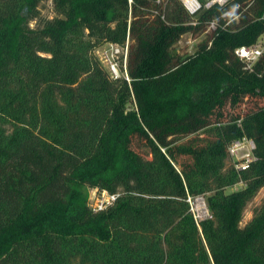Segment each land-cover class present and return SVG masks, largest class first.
<instances>
[{"label": "trees", "instance_id": "obj_1", "mask_svg": "<svg viewBox=\"0 0 264 264\" xmlns=\"http://www.w3.org/2000/svg\"><path fill=\"white\" fill-rule=\"evenodd\" d=\"M45 1L0 0V264H264V199L240 225L264 186V50L252 70L234 53L264 34V0L198 25L179 0H50L52 18ZM127 36L129 81L94 53ZM243 136L255 159L237 171ZM85 186L122 194L93 212Z\"/></svg>", "mask_w": 264, "mask_h": 264}, {"label": "built area", "instance_id": "obj_2", "mask_svg": "<svg viewBox=\"0 0 264 264\" xmlns=\"http://www.w3.org/2000/svg\"><path fill=\"white\" fill-rule=\"evenodd\" d=\"M131 1V0H129ZM160 3V0H155ZM230 0H180L186 12L191 18V25L199 24V16L205 11L212 9L215 6L224 7L229 3ZM236 7L224 10L219 18H211L204 22V33L217 31L219 29H225L228 27L231 21L237 20L239 18V13L236 12ZM233 9H235L233 13ZM163 19V16H161ZM261 34L257 40L251 44H242L234 49V53L244 62L245 68L252 70L254 63L258 60L264 50V41H261ZM109 47L105 49L104 62L107 65V70L111 77L113 78H125L130 80L127 71V54H128V36L126 38L125 44L120 45L115 42H108ZM255 143L252 138L243 136L239 139L231 141L228 145L229 156L238 157L233 162V166L237 171L246 168L249 163L255 159L253 149ZM122 194L121 191H109L105 188L98 189L94 188V195L91 202H88L89 207L93 212L102 210L107 206L113 204L118 197ZM197 201L199 208L202 211L200 214H204V217H210L211 213L207 206L205 195L203 193L197 195H188L187 201L190 205V210L193 213L195 220L202 218H197L194 211L193 201ZM199 214V213H198Z\"/></svg>", "mask_w": 264, "mask_h": 264}, {"label": "rangeland", "instance_id": "obj_3", "mask_svg": "<svg viewBox=\"0 0 264 264\" xmlns=\"http://www.w3.org/2000/svg\"><path fill=\"white\" fill-rule=\"evenodd\" d=\"M40 11H41V15L44 17L52 18L54 16L53 7H52L50 0L45 1L41 4ZM163 19H164V15H163ZM30 26L34 27L35 21H31ZM205 36L206 35L204 32H201L198 34L183 33L179 37V40L177 41L176 47L180 53L181 52H192L195 49L197 42L200 41ZM261 41H264V35L261 36ZM108 42L109 41H102L94 47V53H95L96 57L99 59L100 63L102 64V66L105 68V70L107 72H108L107 65L104 62V54H105L104 52H105V49H107L109 47ZM108 74H109V72H108ZM109 76H110V74H109ZM236 159H238V157H232V158L230 157V159L227 160V163L228 164L233 163ZM242 186H244V182L239 181V182L235 183L233 186L227 187L226 190L231 191L234 189H238ZM94 188L95 187L85 186V189L88 192V202H91V200L93 199ZM263 199H264V186H262L257 191L255 196H253V198L247 202V204L244 208V211H243V216H242L241 222H240L241 226L244 225L252 217L253 209L255 207L259 206L260 203L263 201ZM193 206H194V211L196 213L195 215L197 216V218H199V219L203 218L202 216H204V214H200V213H202V211L200 210L199 204L197 201H195V200L193 201Z\"/></svg>", "mask_w": 264, "mask_h": 264}, {"label": "clouds", "instance_id": "obj_4", "mask_svg": "<svg viewBox=\"0 0 264 264\" xmlns=\"http://www.w3.org/2000/svg\"><path fill=\"white\" fill-rule=\"evenodd\" d=\"M235 9H233V13H234Z\"/></svg>", "mask_w": 264, "mask_h": 264}]
</instances>
